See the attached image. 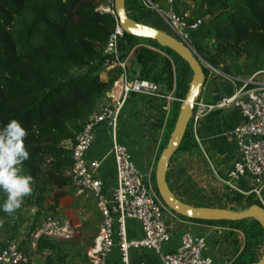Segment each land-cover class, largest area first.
<instances>
[{
    "label": "trees",
    "instance_id": "trees-1",
    "mask_svg": "<svg viewBox=\"0 0 264 264\" xmlns=\"http://www.w3.org/2000/svg\"><path fill=\"white\" fill-rule=\"evenodd\" d=\"M105 3L0 0V125L15 118L27 129L25 146L30 156L22 165V174L33 178V191L21 207L10 215L0 211V250L20 234L27 208L30 222L20 246L29 263L33 253L43 257V264H69L71 256L79 255H70L66 240L45 234L36 238L32 250L30 237L46 222L62 220V198L71 197L73 206L80 200L69 176L71 146L90 116L105 106L109 89L121 72L118 67H106L111 58L104 49L115 21L101 11ZM124 4L128 16L137 22L153 14L151 5H168L167 0H125ZM172 9L186 28L196 26L186 32V40L200 58L206 79L218 74L245 79L264 70V0H172ZM122 44L125 50L120 59L130 62L129 79L150 80L164 92L184 99L192 73L179 55L149 38L127 33H123ZM181 101L171 105L168 131ZM168 137L166 133L162 148ZM197 147L188 126L176 152ZM230 197L243 202L241 208L257 204L240 194ZM4 199L0 198V204ZM179 216L238 230L242 243L228 264H250L262 255L264 231L253 218L206 221ZM84 259L92 263L86 255Z\"/></svg>",
    "mask_w": 264,
    "mask_h": 264
},
{
    "label": "built area",
    "instance_id": "built-area-1",
    "mask_svg": "<svg viewBox=\"0 0 264 264\" xmlns=\"http://www.w3.org/2000/svg\"><path fill=\"white\" fill-rule=\"evenodd\" d=\"M167 4L165 14L156 8L159 18L167 23L170 34L177 39L186 40V27L175 15L172 0H167ZM100 9L110 14L115 21L114 30L104 49V54L111 58L106 62V67H118L121 72L109 89L108 102L90 116L75 136L70 150L72 164L69 176L78 191L91 194L101 217L98 235L88 255L92 264H106L107 255L115 245L116 232L124 264H127V251L130 247L153 250L159 256L161 264H213L212 259L204 254L207 242L203 236L185 235L176 250H163V245L170 239L163 213L167 206L159 195L154 175L151 172L145 176L140 174L128 149L117 141L115 129L124 104L133 94L149 102L163 103L158 116V125L162 128L169 124L170 104L181 100L172 93L164 92L157 83L150 80L127 77L126 71L130 62L120 59L124 32L114 10V0H106ZM231 79L237 86L230 95L213 103H204L200 99L194 103L188 126L195 143L209 160L200 132L201 120L214 108L236 109L239 112L244 119L229 132L235 142L238 158L224 175H216L230 196L240 194L245 198L253 194L257 204L264 209V70H259L245 79ZM105 121H109L112 127L109 152L114 161L116 177L111 201L105 196L102 182L97 176L101 161H90L87 157L95 139V129ZM111 206L115 208V216L111 213ZM127 219H135L140 223V238H126ZM44 234L50 235L47 231ZM20 239L19 234L0 250V264H29V256L20 246Z\"/></svg>",
    "mask_w": 264,
    "mask_h": 264
},
{
    "label": "crops",
    "instance_id": "crops-1",
    "mask_svg": "<svg viewBox=\"0 0 264 264\" xmlns=\"http://www.w3.org/2000/svg\"><path fill=\"white\" fill-rule=\"evenodd\" d=\"M142 22L168 32L167 23L154 13L144 18ZM120 49L125 50V45L122 44ZM235 86L237 85L231 77L221 74L210 75L206 79L199 99L204 103H213L230 95ZM206 93L207 99L203 97ZM162 104V102H149L133 94L124 104L117 118L115 129L117 141L128 149L135 168L142 176L151 172L155 177L157 159L162 150L161 145L168 128L167 125L164 128L158 125V116ZM241 120L242 118L236 109L214 108L205 114L200 123V132L204 139L206 154L212 158V160L209 159L211 165L205 157L203 160L202 158L200 160L198 156L187 157L188 152L180 151L174 159H170L166 170V181L178 199L194 206L230 209H234L236 205L242 207L239 203L230 200L228 191L216 175H224L238 158L235 142L230 137L229 132ZM111 132L112 127L109 121L100 123L95 129L94 142L87 152L90 161H101L97 176L102 182L105 196L110 201L116 183L114 161L109 152ZM202 163L205 168L204 171L213 173L219 183L216 186L218 189L205 190L203 188L205 173L200 171ZM90 206L84 205L83 207L89 209ZM110 210L115 216L114 206H111ZM163 213L170 233V239L163 245L164 251L176 250L183 236L194 235L203 236L206 239L207 247L204 254L212 259L213 264H228L237 255V248L241 245L242 239L235 228L222 224L190 221L180 217L168 207L164 209ZM99 228L100 224L94 232L93 242H95ZM141 235L140 223L135 219H127L125 223L126 238L135 239L140 238ZM114 241L115 245L107 255L106 264H124L121 260L116 232ZM38 258L39 256L31 259L29 264H43V257H41L42 259ZM127 264H161V262L159 256L151 249L130 247L127 251Z\"/></svg>",
    "mask_w": 264,
    "mask_h": 264
},
{
    "label": "water",
    "instance_id": "water-1",
    "mask_svg": "<svg viewBox=\"0 0 264 264\" xmlns=\"http://www.w3.org/2000/svg\"><path fill=\"white\" fill-rule=\"evenodd\" d=\"M124 2L125 0H114V10L122 31L137 37L149 38L160 46L169 48L188 64L192 73L185 97L179 105L176 120L155 167V181L161 199L168 208L186 218L206 221H238L253 218L259 222L264 231V209L256 203L241 209L194 206L178 199L169 188L166 181L167 165L182 141L189 124L193 105L202 94L206 78L201 60L187 40L177 39L165 30L130 18L125 10ZM195 28L196 26L187 27L185 31L191 32ZM250 264H264V251L259 260Z\"/></svg>",
    "mask_w": 264,
    "mask_h": 264
},
{
    "label": "rangeland",
    "instance_id": "rangeland-1",
    "mask_svg": "<svg viewBox=\"0 0 264 264\" xmlns=\"http://www.w3.org/2000/svg\"><path fill=\"white\" fill-rule=\"evenodd\" d=\"M151 6H153L152 13H154L158 17L159 15L157 14L158 12L156 8H158L164 14L167 11L166 8H168V5L166 6L165 4H162L160 6H156V5H151ZM203 97L207 99V93L204 94ZM169 132L170 131H168V128H167L166 133L169 134ZM202 153L203 152H201L200 148L197 147L195 150H191L190 152H188L187 157L198 156L200 160L201 158L203 160L204 159L203 157H205V155L204 153L203 154ZM178 154H179V151L174 153L171 158L174 159L175 156H177ZM208 157L210 160H212L209 154H208ZM206 160L208 161L210 165L211 163L209 162V160L207 158ZM213 164L214 163L212 161V165ZM204 170L205 168L202 163V165H200V171L205 173V179L203 180L205 183H204L203 188L205 190H210L211 188L218 189L216 186L219 185V183L215 179L213 173H211V171L206 172ZM221 184L223 185L222 182ZM77 194H80V200H79L78 205L76 206H73L72 202H74V200L71 197H65L60 200V204L63 206L61 209V213H60V215L62 216L61 221H57L58 219H56V220L46 222L45 224L41 226L40 229H38L37 231L31 234L30 243H31L32 250L34 248L33 246H34L36 238L40 234H44V231H47L50 234L48 236L62 238L67 241L66 247L69 249L70 255L75 254L77 252L79 253V255L75 259H72V256L70 257L71 259L69 260V264L71 263L86 264L87 263V260L84 259V255L89 257L88 252L90 248L93 247L94 232L97 226L100 224L101 217L97 213L96 207H93L95 206L93 198L87 197V196H91L90 193L86 191H78ZM3 196L4 194L0 193V198ZM249 198H253L256 202H258L253 194ZM242 203L243 202L240 203L241 206H242ZM83 204H86L89 206L91 205V206L89 209H87L83 207ZM240 208L241 207H238L236 205L234 209H240ZM60 215H58V217H60ZM28 216H29V211L27 210V208H25L24 217L26 220L23 224V227L20 230V236H21L20 242L22 239L25 238V235L28 231L27 227H25L30 222V219L28 220ZM2 231L3 230H0L1 235L3 236ZM241 236L242 235L240 234V238L242 239ZM31 257L36 258L37 255L33 253Z\"/></svg>",
    "mask_w": 264,
    "mask_h": 264
},
{
    "label": "clouds",
    "instance_id": "clouds-1",
    "mask_svg": "<svg viewBox=\"0 0 264 264\" xmlns=\"http://www.w3.org/2000/svg\"><path fill=\"white\" fill-rule=\"evenodd\" d=\"M27 136V129L15 118L0 125V193L5 196L0 211L9 215L33 191L32 176L22 174V165L30 156L25 146Z\"/></svg>",
    "mask_w": 264,
    "mask_h": 264
}]
</instances>
